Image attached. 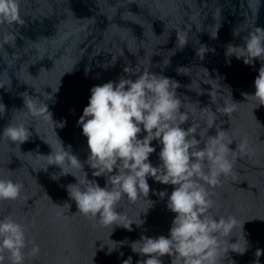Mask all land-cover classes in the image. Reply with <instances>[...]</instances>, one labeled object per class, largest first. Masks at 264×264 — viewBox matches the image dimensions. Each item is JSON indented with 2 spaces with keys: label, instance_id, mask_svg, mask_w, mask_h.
<instances>
[{
  "label": "water",
  "instance_id": "1",
  "mask_svg": "<svg viewBox=\"0 0 264 264\" xmlns=\"http://www.w3.org/2000/svg\"><path fill=\"white\" fill-rule=\"evenodd\" d=\"M18 7L19 22L0 23V178L23 187L18 199L0 200V219L11 216L24 226V264H123L129 257L138 264L146 257L132 251V242L142 234L169 235L175 213L166 206L167 196L156 193L170 195L172 185L149 176L148 197L121 199L117 211L124 223L134 221L129 231L80 214L67 192V185L77 182L74 176L51 179L61 169L48 165L51 148L45 141L58 147L59 137L84 164L88 179L105 186L106 177H94L86 162L90 151L77 121L90 89L127 76L125 66L179 83L181 110L190 119L185 129L192 124L204 140L217 130L226 132L225 143L232 141L235 150L229 157L233 170L220 177V185L206 186L214 201L211 215L237 220L230 236L221 237L218 264H264V254L255 255L264 250V105L251 95L264 61L245 64L226 55L229 44L243 46L244 36L264 28V0H18ZM24 99L48 104L54 121L33 116ZM226 104L235 110L225 114ZM212 115L215 124L208 129ZM8 124H23L32 135L19 147L2 136ZM144 135L142 130L139 138ZM242 141L243 152L237 148ZM151 144L156 151L149 160L158 166L161 145ZM227 240L246 251L224 252L232 247ZM33 243L40 249L36 256ZM4 255V264H10ZM161 260L171 264L168 255Z\"/></svg>",
  "mask_w": 264,
  "mask_h": 264
},
{
  "label": "clouds",
  "instance_id": "2",
  "mask_svg": "<svg viewBox=\"0 0 264 264\" xmlns=\"http://www.w3.org/2000/svg\"><path fill=\"white\" fill-rule=\"evenodd\" d=\"M19 20L18 0H0V23ZM7 39L5 37V42ZM243 40V46L229 44L226 55L242 58L245 64H253L257 59L264 61V28L255 27ZM123 72L127 76L90 89L89 102L77 121L90 151L86 162L93 169L94 177H106L105 186L88 179L84 164L71 152V146L65 149L59 137L58 147L45 141L51 148L46 155L48 165H57L61 169L59 174L53 173L51 179L57 180L68 174L74 176L77 182L67 185V192L75 201L78 212L98 218L103 226H123L129 231L134 221L124 223L125 217L117 211L121 199L126 197L135 202L139 195L148 197L149 176L159 183L174 186L170 195L166 191L156 193L160 198L167 196L166 206L175 213L169 235L150 237L142 234L139 240L132 242V251L146 257L138 264H162L161 257L165 255L171 257V264H218L221 237L230 236L237 220L233 216L211 215L214 201L206 186L214 188L220 185L221 176L231 174L233 160L229 157L235 153L229 147L232 141L225 143L224 130H217L216 135H208L204 140L192 124L187 129L182 127L190 119L188 112L181 110L183 103L176 91L180 85L174 79L150 70L134 72L130 66H125ZM132 76L136 78L132 79ZM254 86L255 93L251 95L258 105H264V65L259 68ZM208 95L211 98L213 92L210 90ZM24 105L33 116L54 121L48 104L24 99ZM3 107L5 109V105ZM234 110V104H226L222 109L225 114ZM214 124L212 115L208 129ZM63 126L64 122L59 123V127ZM142 130L146 135L139 138ZM31 135L23 124H8L2 131L4 138L19 147ZM153 140L161 145L158 166H153L149 160L150 154L156 151L151 144ZM246 146L242 141L237 148L243 152ZM68 169L81 170L84 175L78 176ZM22 187L10 178H0V200L18 199ZM225 243L232 245L223 249L226 253L229 250L240 254L246 251V247L241 250L237 242L227 240ZM25 247L24 226L11 216L0 219V264L5 262V252L9 254L10 264H24ZM39 251V246L33 243L31 255L36 256ZM262 254L264 250L257 249L256 257ZM123 264H131V257Z\"/></svg>",
  "mask_w": 264,
  "mask_h": 264
}]
</instances>
